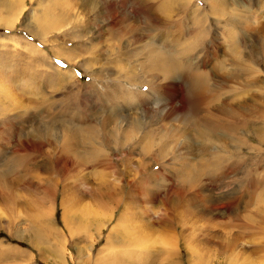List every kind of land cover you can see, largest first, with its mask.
Returning a JSON list of instances; mask_svg holds the SVG:
<instances>
[{"label":"rangeland","instance_id":"obj_1","mask_svg":"<svg viewBox=\"0 0 264 264\" xmlns=\"http://www.w3.org/2000/svg\"><path fill=\"white\" fill-rule=\"evenodd\" d=\"M0 264H264V0H0Z\"/></svg>","mask_w":264,"mask_h":264},{"label":"bare ground","instance_id":"obj_2","mask_svg":"<svg viewBox=\"0 0 264 264\" xmlns=\"http://www.w3.org/2000/svg\"><path fill=\"white\" fill-rule=\"evenodd\" d=\"M162 26H164V25H162ZM149 47L154 48V50L150 54V57L148 59L149 65L147 67L145 65L146 70L149 73H153V75L156 73V76H162L163 77L165 83L159 89L162 90V93L167 92L168 100L166 101V104H167V106H169L170 111H174V110L177 111V109L172 106L174 104V103H172L173 98H174V94L172 95V91L176 90L178 86L176 83L172 84L170 81L166 82L167 80H169L173 76L172 72L170 71V67L174 66V64H175L173 62L174 58H172L171 57L172 55L168 52L160 51L159 49H157L154 46L153 47L149 46ZM173 56H174V54H173ZM174 61H176L177 67L180 68L179 66L182 64V63L181 64L178 63V61H180V59H178V61L175 59ZM183 70L184 69H180V71H183ZM177 72H178V69H173L174 75H176ZM60 74H62V73H60ZM140 86H144V84H141ZM204 101L205 100L202 98H199V99H196L195 101H193L194 108L199 109L201 104ZM168 102H170V103H168ZM154 103H156L158 106H161L160 105L161 101L158 102L155 100ZM181 103L183 106L186 105L185 102H181ZM170 113H172V112H170ZM220 114H222L224 118L218 117L217 115L212 114V113H208L207 117L204 115L203 117L199 118L198 122H202L203 124L205 122L207 124V126H205V125H201V126L208 129V136L205 135V133H203V132H200L201 135H204L208 139H210L211 136H213V135H217L218 133H228V135H230L231 131H233V125H232V120L230 119V115L227 113V110H225V109L222 111L220 110ZM231 135H233V134H231ZM205 141H208V140H205Z\"/></svg>","mask_w":264,"mask_h":264}]
</instances>
